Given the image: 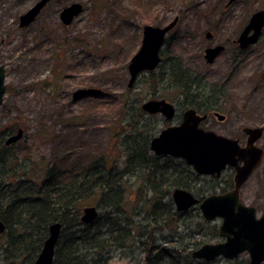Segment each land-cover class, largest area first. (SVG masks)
Listing matches in <instances>:
<instances>
[{"label": "rangeland", "instance_id": "obj_1", "mask_svg": "<svg viewBox=\"0 0 264 264\" xmlns=\"http://www.w3.org/2000/svg\"><path fill=\"white\" fill-rule=\"evenodd\" d=\"M37 1L0 0V65L5 69L6 87L0 124L14 127L13 133L22 129V137L14 147L24 169L29 167V171L36 172L34 175H42V163L56 156L57 146L62 149L57 158L66 163L93 152L96 156L106 154L109 165L114 161L117 167H123L124 153L115 147L117 141L112 136L117 112L106 103L110 99L121 103L128 99L132 106H142L156 93L154 99L162 98L176 106L171 120L160 114L135 117L136 111L124 108L121 137L129 136L142 148L144 138L150 141L164 127L181 120L184 108L178 104L181 97H177L179 89L170 70H184L192 80L223 87L224 109L222 106L218 112L225 119L219 121L209 115L201 123L203 129L237 138L244 145L247 135L242 127L263 128L256 142L263 149V159L240 187V199L254 206L257 216L264 214V28L257 43L242 53L233 42L251 14L264 9V0H166L162 6L155 5L160 9L150 22L142 21L133 9L136 0H49L30 24L19 26V16ZM72 2L81 3L83 10L64 25L60 12ZM126 9L134 11L131 16L126 15ZM175 16L178 21L167 34L162 60L153 70L159 82H150L152 71H143L128 86L127 66L140 46L143 25L163 26ZM207 31L212 33L209 38L205 37ZM211 44H223L225 49L207 63L203 51ZM81 87L98 88L103 93L74 100L72 92ZM208 177L199 175L192 189H184L205 197L219 193L217 188L229 179L227 190L232 187L233 170H225L214 181ZM129 178L131 184H138L137 177ZM213 186L216 191L205 192ZM88 205L97 206V199L87 200L82 209ZM98 211L102 213L100 208ZM204 220L198 206L189 209L175 244L198 242L200 247L221 242L220 235H213V226L218 230L221 219L203 223ZM164 232L170 237L173 230ZM189 247L190 252L196 249ZM143 258L142 249L134 244L113 251L110 264H140ZM246 260L248 254L242 253L235 260L220 257L206 264H238Z\"/></svg>", "mask_w": 264, "mask_h": 264}, {"label": "trees", "instance_id": "obj_2", "mask_svg": "<svg viewBox=\"0 0 264 264\" xmlns=\"http://www.w3.org/2000/svg\"><path fill=\"white\" fill-rule=\"evenodd\" d=\"M165 3L166 0H136L133 9L142 21L150 22L160 9L156 4ZM125 11L127 16L134 12ZM185 73L170 70L174 85L179 89L180 106L200 113L224 109L222 86L192 80ZM154 74L152 71L149 81L157 83L159 78ZM155 97L156 93L151 94V98ZM130 104L128 99L122 103L110 99L106 103L117 112L112 136L117 141L115 147L125 156L121 168L114 161L109 165L104 153L96 156L91 152L87 157L66 163L57 158L62 153L57 146L56 156L42 163L40 171L44 173L34 175L35 171L21 166L15 143L5 144L14 127L0 124V219L5 226V231L0 233V264H34L48 236V227L54 222L61 223V231L52 264H108L105 250L134 244L144 254L140 264L207 263H197L191 256L189 246L197 248L198 242L175 244L179 238L178 228L185 223L188 211L174 207L171 192L178 187L192 189L199 175L182 159L151 153L147 138L140 148L129 136L121 137L123 130L119 126L125 118L124 108L136 111L135 117L144 114L141 106ZM27 162L29 166L28 158ZM132 176L138 178V184L129 182ZM230 185L229 179L217 189L225 192ZM213 191L215 187L205 192ZM197 197L201 200L204 195ZM92 198L97 199L102 213L96 222L84 224L80 220L81 209L83 203ZM139 216L142 219H137ZM165 230H173L170 237L164 234ZM213 235H219L215 226ZM169 243H174L173 247Z\"/></svg>", "mask_w": 264, "mask_h": 264}, {"label": "water", "instance_id": "obj_3", "mask_svg": "<svg viewBox=\"0 0 264 264\" xmlns=\"http://www.w3.org/2000/svg\"><path fill=\"white\" fill-rule=\"evenodd\" d=\"M49 0H38L27 11L19 16V26L30 24ZM233 0H228L231 3ZM83 6L79 2H72L62 8L60 18L64 25H69L80 14ZM178 17L163 26L145 24L142 27V38L138 50L131 56L128 63V86H132L142 71L154 70L161 61L160 50L166 34L175 26ZM264 27V9L258 10L250 16L248 22L236 38L240 48L253 45L259 39ZM207 31L205 37L209 38ZM224 50V45L209 46L204 50V59L212 63ZM5 69L0 65V105L5 94ZM102 90L94 87H81L72 92L74 100L86 96H98ZM142 109L148 113L160 112L166 119L174 117L175 108L165 99H150L142 104ZM218 120L224 115L215 112ZM205 115L199 114L193 108H187L182 113V119L177 125L163 128L157 136L149 141V148L155 155H167L182 159L193 171L199 175L219 178L227 167L232 168V188L223 193H211L199 200L191 191L184 188H174L171 198L179 211H188L198 205L203 218L212 221L221 219L218 228L219 235L224 238L221 242L205 243L194 249L191 256L200 261H213L223 257L236 259L240 254L247 253L245 264H261L264 262V214L257 216L254 206H247L241 202L240 187L253 171L261 164L263 149L256 144L261 137L263 128L242 127L247 135L244 145L237 138H229L203 129L200 123ZM23 131L17 129L5 141V144L15 143L22 137ZM98 216V209L94 205L83 207L80 220L89 224ZM5 226L0 219V233ZM61 231V223L54 222L48 227V236L38 253L34 264H52L54 250Z\"/></svg>", "mask_w": 264, "mask_h": 264}, {"label": "flooded vegetation", "instance_id": "obj_4", "mask_svg": "<svg viewBox=\"0 0 264 264\" xmlns=\"http://www.w3.org/2000/svg\"><path fill=\"white\" fill-rule=\"evenodd\" d=\"M259 10H261V9H259ZM252 15V14H251ZM250 18V17H249ZM249 20V19H248ZM248 22V21H247ZM246 22V23H247ZM246 25V24H245ZM244 25V26H245ZM174 28V27H173ZM264 28V27H263ZM263 28H262V31H263ZM172 30V29H171ZM242 31V30H241ZM240 31V32H241ZM169 33V32H168ZM167 33V34H168ZM167 34H166V36H167ZM240 34V33H239ZM261 35H262V32H261ZM261 35H260V37H261ZM260 37H259V39H260ZM258 39V40H259ZM257 40V41H258ZM233 42L238 46V43L235 41V40H233ZM257 43V42H256ZM255 43V44H256ZM212 45H215V44H211V45H208L207 47H209V46H212ZM254 45V44H253ZM250 46H252V45H249V46H247L246 48H240L239 46H238V48L240 49V50H244V49H247L248 47H250ZM206 47V48H207ZM205 50V49H204ZM204 52V51H203ZM160 55H161V51H160ZM203 57H204V54H203ZM183 97V96H182ZM152 99H154V98H152ZM159 99H162V98H159ZM150 100V99H149ZM167 101V100H166ZM170 103H172V102H170ZM173 104V103H172ZM174 105V104H173ZM174 108H175V111L177 112V110H176V106L174 105ZM186 109V108H185ZM184 109V110H185ZM143 112L145 113V114H149V115H155V114H160V115H162L163 117H164V115L162 114V113H160V112H157V113H148V112H145V110H143ZM176 112H175V114H176ZM215 112H217V110H212V111H210V112H206V113H201V114H204L205 115V119L207 118V117H209V115L210 116H213V117H215L216 118V116H215ZM182 113H183V111L181 112V115H180V119H181V117H182ZM224 115V114H223ZM165 118V117H164ZM166 119V118H165ZM171 119H173V117L171 118ZM170 119V120H171ZM205 119H204V121H205ZM217 119V118H216ZM224 119H225V115H224ZM223 119V120H224ZM166 120H169V119H166ZM218 120V119H217ZM223 120H219V121H223ZM203 121V122H204ZM180 122V121H179ZM168 123V122H167ZM81 215V214H80ZM98 218H99V215H98ZM97 218V219H98ZM97 219H95L92 223H94V222H96V220ZM91 224V223H90ZM119 249H121V250H124V249H126V247H112V248H108L107 250H105V252H104V256H106V260H107V263L108 264H110L111 263V260H112V258H113V251H115V250H119ZM55 253V252H54ZM54 259V258H53Z\"/></svg>", "mask_w": 264, "mask_h": 264}]
</instances>
